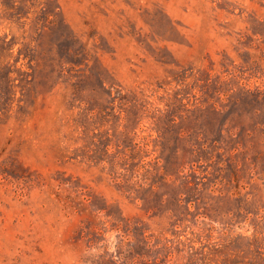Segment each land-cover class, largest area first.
I'll return each instance as SVG.
<instances>
[{"label": "rangeland", "instance_id": "rangeland-1", "mask_svg": "<svg viewBox=\"0 0 264 264\" xmlns=\"http://www.w3.org/2000/svg\"><path fill=\"white\" fill-rule=\"evenodd\" d=\"M0 264H264V0H0Z\"/></svg>", "mask_w": 264, "mask_h": 264}, {"label": "trees", "instance_id": "trees-1", "mask_svg": "<svg viewBox=\"0 0 264 264\" xmlns=\"http://www.w3.org/2000/svg\"><path fill=\"white\" fill-rule=\"evenodd\" d=\"M52 15H53L54 17H56V13L54 12V10H52V11H48V12H47V16H46L47 19L50 18V16H52Z\"/></svg>", "mask_w": 264, "mask_h": 264}]
</instances>
